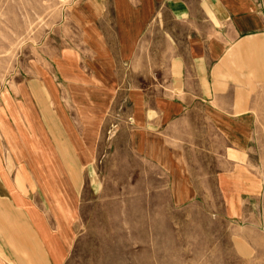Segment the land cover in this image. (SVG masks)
<instances>
[{"label": "crops", "instance_id": "0c3cea01", "mask_svg": "<svg viewBox=\"0 0 264 264\" xmlns=\"http://www.w3.org/2000/svg\"><path fill=\"white\" fill-rule=\"evenodd\" d=\"M70 17L80 42L61 56L60 71L91 66L93 78L77 81L100 90L90 106L80 93L71 124L41 92L34 98L55 153L25 144L51 190L66 183L69 160L82 164L84 138L91 144L107 112L110 145L118 143L125 169L139 159L143 188H172L177 200L219 188L228 211L244 209L261 188L253 161L264 143V0H83ZM1 184L0 264H64V251L45 241L66 239L49 225L70 222L68 202L47 206L58 214L48 221L37 203L11 199ZM15 186L22 188L19 177Z\"/></svg>", "mask_w": 264, "mask_h": 264}, {"label": "rangeland", "instance_id": "374dc122", "mask_svg": "<svg viewBox=\"0 0 264 264\" xmlns=\"http://www.w3.org/2000/svg\"><path fill=\"white\" fill-rule=\"evenodd\" d=\"M82 2L0 0V186L3 181L13 200L37 203L40 216L52 222L58 214L46 207L68 202L70 222L49 225L56 236L67 231L66 239L45 241L48 248L64 251V264H264V143L253 161L261 188H254L251 199L245 194L244 209L231 212L219 188L192 194L191 200L189 194L177 200L172 188H143L139 159L133 156V168H124L102 112L91 144L84 138L82 164L68 161L67 181L59 191L52 189L53 195L47 177L38 173L39 155L32 159L25 142L31 141L37 153H55L53 129L34 106L36 94L41 92L45 105L71 124L82 91L90 106L100 90L94 82L77 81L81 75L93 78L91 66L64 64L60 71L58 64L79 46L70 15ZM68 148L71 155V144ZM108 162L111 170L105 169ZM17 177L22 188L15 186ZM94 181L103 186L94 188Z\"/></svg>", "mask_w": 264, "mask_h": 264}, {"label": "bare ground", "instance_id": "6f19581e", "mask_svg": "<svg viewBox=\"0 0 264 264\" xmlns=\"http://www.w3.org/2000/svg\"><path fill=\"white\" fill-rule=\"evenodd\" d=\"M32 239V238H31Z\"/></svg>", "mask_w": 264, "mask_h": 264}]
</instances>
